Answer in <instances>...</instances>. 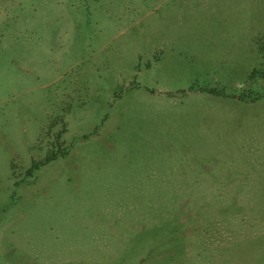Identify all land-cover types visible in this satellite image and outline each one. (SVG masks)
<instances>
[{"label":"rangeland","instance_id":"rangeland-1","mask_svg":"<svg viewBox=\"0 0 264 264\" xmlns=\"http://www.w3.org/2000/svg\"><path fill=\"white\" fill-rule=\"evenodd\" d=\"M263 195L264 0H0V264H264Z\"/></svg>","mask_w":264,"mask_h":264},{"label":"trees","instance_id":"trees-1","mask_svg":"<svg viewBox=\"0 0 264 264\" xmlns=\"http://www.w3.org/2000/svg\"><path fill=\"white\" fill-rule=\"evenodd\" d=\"M202 90L203 91H210L209 89H201V91ZM63 130H61V132ZM60 136H61V133H58V140H59ZM58 145H61L60 142L58 143ZM49 151H51V153L49 152L50 154L46 155V157L44 158V160L39 161V162H33L32 163V167L36 168L40 164H43L44 162H48L50 160L55 159L56 157H58L59 154L60 155H64L66 153L65 148H62V147H60V149L59 148L58 149H50ZM260 206H261V209H259L258 213L255 214V215H260V218H261L262 216H264V195L262 196V204H260ZM245 212H246V214H251V213H248L247 210H245ZM251 225L253 226V222L251 223ZM250 241L255 242V239L252 238ZM258 242H259V240H258Z\"/></svg>","mask_w":264,"mask_h":264}]
</instances>
